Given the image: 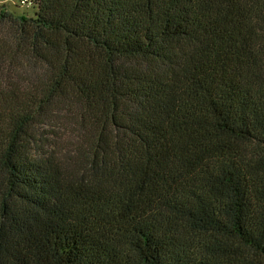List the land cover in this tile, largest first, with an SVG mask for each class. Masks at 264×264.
I'll list each match as a JSON object with an SVG mask.
<instances>
[{"label": "trees", "instance_id": "16d2710c", "mask_svg": "<svg viewBox=\"0 0 264 264\" xmlns=\"http://www.w3.org/2000/svg\"><path fill=\"white\" fill-rule=\"evenodd\" d=\"M33 4H0V264H264V0Z\"/></svg>", "mask_w": 264, "mask_h": 264}, {"label": "rangeland", "instance_id": "374dc122", "mask_svg": "<svg viewBox=\"0 0 264 264\" xmlns=\"http://www.w3.org/2000/svg\"><path fill=\"white\" fill-rule=\"evenodd\" d=\"M0 4L5 5L6 8L11 11L16 13H25L27 15H33L37 9L35 4L23 3L22 0H0Z\"/></svg>", "mask_w": 264, "mask_h": 264}, {"label": "built area", "instance_id": "2783aa9c", "mask_svg": "<svg viewBox=\"0 0 264 264\" xmlns=\"http://www.w3.org/2000/svg\"><path fill=\"white\" fill-rule=\"evenodd\" d=\"M23 3L33 4V0H22Z\"/></svg>", "mask_w": 264, "mask_h": 264}]
</instances>
